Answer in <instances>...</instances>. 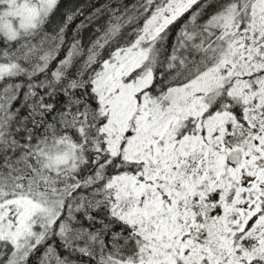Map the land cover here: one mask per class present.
Masks as SVG:
<instances>
[{"label": "snow or ice", "instance_id": "1", "mask_svg": "<svg viewBox=\"0 0 264 264\" xmlns=\"http://www.w3.org/2000/svg\"><path fill=\"white\" fill-rule=\"evenodd\" d=\"M0 264H264V0H0Z\"/></svg>", "mask_w": 264, "mask_h": 264}]
</instances>
